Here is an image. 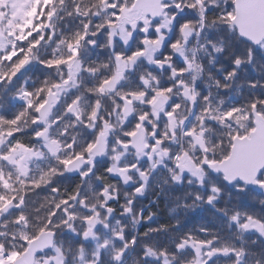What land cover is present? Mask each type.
<instances>
[{"label": "clouds", "instance_id": "clouds-1", "mask_svg": "<svg viewBox=\"0 0 264 264\" xmlns=\"http://www.w3.org/2000/svg\"><path fill=\"white\" fill-rule=\"evenodd\" d=\"M227 4L228 0H156L153 17L159 22L145 21V27L140 29L144 36L138 41L145 47L141 50L137 46L129 55L123 49L128 48L137 26L133 24V29L126 31L123 23L119 25L123 49L117 51V29L109 24L112 13L108 0L57 3L54 35L40 46L51 48L52 55L42 57L36 49L31 60L44 65L50 73L32 84L28 83L31 77H27L20 84L17 94L24 104L15 112L24 113L18 139L40 153L41 159L50 161L38 172L31 170L29 178L39 180L43 176V183L39 189L29 190L24 208L28 223L15 229L17 234L23 231L34 235L51 219L41 242L30 246L39 252L35 264H103L100 249L104 245L89 252L83 242L77 243L73 237L87 241L96 236V224L108 227L115 211L110 206L112 201L119 202L120 215L129 220L116 221L120 227L114 235L122 246H116L114 240L105 241L112 246L114 264H128L126 252L135 258V264H221L222 257L226 258L224 264H264V215L230 206L228 199L221 204L225 189L213 176L230 185L235 184V179L221 175L219 168L210 163L218 158L235 122L231 114L245 111L229 103L231 96L240 94L244 87V82L237 81L238 75L251 67L262 78L251 87L259 85L264 89V43L257 40L243 52L237 51L235 45L243 48V44L228 27ZM173 6L179 11H171ZM209 7L220 11L209 15ZM185 8L193 11L196 18L178 23L177 17ZM61 12L81 17L82 27L71 34H61ZM150 31H155V37L149 36ZM224 32L232 39L221 34ZM57 35L59 39L53 44ZM81 36L84 38L79 39ZM73 42L75 47L70 48ZM92 48L105 55L86 58L84 53L91 56ZM61 57L73 59L70 64L45 63ZM141 60L159 72L143 67ZM56 84L60 87L53 89L55 103L50 101L37 112L36 106L46 98L40 89ZM26 91L33 95L25 97ZM29 99L34 101L32 108L27 106ZM253 104L264 106V99L253 96L247 108ZM133 131L137 135L129 136ZM53 140L59 146L56 152L47 146ZM105 157L108 166L97 171L98 160ZM110 177L118 180L110 181ZM236 187L240 192L247 191ZM144 198L158 208L163 201L173 219L151 223L160 212L149 210L145 215V207H137L138 200ZM250 199L264 213V196ZM206 206L227 217L230 229L235 225L230 238L212 235L205 245L194 232L185 231L177 234L172 243L156 242L161 234L170 236ZM101 209H106L107 215L101 216ZM89 215L91 219H87ZM10 223L15 225L4 220L0 227L7 228ZM199 231L211 234L202 227ZM141 239L144 242L138 244Z\"/></svg>", "mask_w": 264, "mask_h": 264}, {"label": "trees", "instance_id": "trees-1", "mask_svg": "<svg viewBox=\"0 0 264 264\" xmlns=\"http://www.w3.org/2000/svg\"><path fill=\"white\" fill-rule=\"evenodd\" d=\"M135 0H108V3L111 5V7L115 8V11H110L112 13L111 20L109 21V24L112 27L119 28V25L123 23V26H126L129 20H131L130 17L127 16V13L132 7V4ZM69 3H71V0H68ZM179 2V0H177ZM2 2H0V13L2 15V20L0 26H7L9 27L10 22L13 20V17L11 14L7 11V7L5 5H1ZM233 0H228L227 4V9H228V15H227V21H228V27H230L233 31L234 36H238L236 33L235 28L233 27L231 23V19L234 16L233 13ZM110 7V8H111ZM27 9H31L30 6L26 7ZM173 12L179 11L176 8L172 9ZM219 9H215L212 7L208 8V13L209 15H213L217 12H219ZM61 16H64V13H60ZM36 18V14L33 18L31 19H25L24 25H18L16 24L14 27H10L14 31H22L26 27L29 26V22L33 19ZM57 18V17H56ZM55 18V19H56ZM195 13L187 8H185V11L180 13V15L177 17V22H182L185 20H190V19H195ZM82 19L81 17H70V16H64L63 20L59 21L58 27L61 29V34H71L74 31L78 30V27H82L79 25V20ZM141 23L139 24V27H141ZM108 29H105L107 31ZM53 30H49V35L52 34ZM151 34H154L152 32ZM222 35L228 37L229 39H232V37L228 36L227 32L221 33ZM135 36H139L140 38L143 37L141 32L136 33ZM138 37V38H139ZM240 38V37H239ZM47 39V38H46ZM59 39V36H54L53 39V44L55 43L56 40ZM85 39H93L91 36H86ZM241 39V38H240ZM100 40L103 41V35L100 36ZM139 39H136L132 47L123 49V42L120 40L116 39V50L121 51L122 49L126 51L129 55L133 53V51L137 48V46L142 49V44L138 43ZM242 44L243 48L241 45L237 44L235 45L237 48L238 52H243L244 49L247 48L249 44L245 43L242 39ZM38 52L42 55V57H50L52 55V50L48 46H43L38 48ZM97 55L103 56L105 55L104 53H98V50L96 48L91 49V56L89 53L85 52L84 56L86 58H92L96 57ZM256 55L257 57L260 56V50L259 48L256 49ZM67 58V57H65ZM143 67L146 66V61H141L140 62ZM227 63V62H225ZM182 64V63H181ZM152 71L159 72V69L151 68ZM167 72V70H165ZM45 73H50L49 69H46L44 65L35 62V63H30L28 64L17 76L14 80H12L10 83L5 81L3 83H0V114H13L15 113L21 105L24 104V101L19 98L18 93V88L21 83L24 82V80L27 77H31L29 79L28 83L32 84L33 81H36L37 78L41 77ZM258 79H262L256 72H253L251 67H249L248 72L244 73L241 72L240 75L237 77L238 82H244V87L240 89V94H234L231 96V99L229 101L230 104H232L233 107L236 106H241L245 108V111L241 114L240 112H236L231 114L232 115V120L235 121L234 123L231 124V129H229L228 134L225 136L223 144H222V151L220 152L219 156L217 159L214 160H219L223 159L225 156L228 155V150L231 145V138L235 134L239 135H245L248 133L252 128H253V122L250 119H247V115H249V112H251V109L247 108L248 101L251 97L253 96H259L261 99H264V89H262L259 85L256 86V88L251 87V83H255ZM235 91V89H234ZM261 113L264 114V106L257 105L256 106ZM227 118V116L225 117ZM213 160V161H214ZM35 163L31 164V168L33 171L38 172L40 169L47 167L50 164V161L41 159L34 161ZM108 166V160L105 157L102 160L98 161V167L97 171H103L104 168ZM110 181H117L118 178L115 177H110ZM213 179L217 182L220 183L221 187L225 189V197L222 198L221 204L224 203L225 199L229 200L230 206H240L244 209H249V210H254L256 215H264L260 211V206L258 204L252 203L251 202V197H260L264 196V190H254L248 186H245L244 184L241 183H236L234 186H229L224 183V181L220 180L219 176H213ZM71 183V181H68ZM240 186L243 188H246L247 191L240 192L237 190L236 186ZM102 187V185H101ZM203 191H207V189H204ZM227 193H231V197H227ZM28 203L31 204L32 200L28 199ZM163 201L160 202V207L156 204H150L148 198H144L142 200H138L137 202V207H145V215L149 210H154V211H159L160 216L158 219H154L151 223L156 224V223H165L168 222L169 220L173 219V217H169L167 214V210L163 207ZM110 206H113L115 208L114 214H112L111 217H109L108 220V229L104 230L101 228L98 229L96 232L100 238H103L105 233L111 234L109 235L110 240H114L116 242V246H122V242L118 240V238L114 235L116 231H118L120 225L116 223V221L119 219L123 223H128L129 220L127 217H123L120 215L122 212V209L119 207V202L117 201H112L110 202ZM31 211V209H28ZM101 216L107 215L106 209H101ZM13 219V214H9L7 217V220L12 221ZM87 219H91V215L87 217ZM87 219L84 221L83 227H87ZM4 220H0V224H3ZM79 226V223H78ZM21 226L19 225H13L9 224L7 228L0 227V232L6 233L4 236H0V243H4L8 249H15L17 251H20L21 254L24 252L26 247L28 246L26 242L22 239L18 238H13V234L15 233V229L20 228ZM205 228L211 230V234H206L205 232H200V228ZM185 231H192L196 235L200 237V241H203L204 244L206 245L207 241L212 238V235H216L220 238H230L232 236V233L235 231V225L231 226V229L228 226L227 223V217L216 213L215 209L212 208L211 206H206L205 209L203 210H198L197 213L192 214L186 221L183 222L181 228L173 230L171 235H164L161 234L159 237L156 238V242L160 244L164 243H172L176 238L177 234H183ZM69 236H72L71 233H68ZM131 233H129V236ZM73 239L77 242H83L85 246L88 248H93V250L96 249V246L90 242L88 239L87 241H81L80 236H75ZM144 240L141 239L139 243H143ZM199 242V241H198ZM22 245V247H21ZM101 258L103 261V264H114V261L112 259L113 251H112V246L107 247V248H102L101 250ZM125 257L127 258L128 264H135V258L130 255L129 253L124 254ZM226 258L222 257L221 258V264H224Z\"/></svg>", "mask_w": 264, "mask_h": 264}, {"label": "snow or ice", "instance_id": "snow-or-ice-1", "mask_svg": "<svg viewBox=\"0 0 264 264\" xmlns=\"http://www.w3.org/2000/svg\"><path fill=\"white\" fill-rule=\"evenodd\" d=\"M58 2L63 4L64 0H35L32 12L36 14V18L31 20L29 26L22 31H14L7 26L0 27V83L5 81L10 83L31 63L35 50L45 40L49 39L50 29L53 30L51 35H54L53 21L57 16L58 9L56 5ZM77 11H79L78 7ZM109 11H115V8L111 7ZM83 38V36L79 37V39ZM75 43L69 44V47L74 48ZM72 59L73 57H61L45 63H50L51 65L70 64ZM59 87L60 85L56 84L47 90L40 89V93L45 94L46 98L36 106L37 112L44 109L50 101L53 104L55 103V100L52 99L56 95L53 89ZM23 95L31 97L33 93L26 91ZM37 99H39V96H37ZM27 106L32 108L34 101L29 99ZM253 106L255 107L257 104ZM23 115V112L10 115L0 114V220H7L8 215L11 213L13 214L12 222L19 226L28 223L29 218L24 214V208L30 195L29 190L31 188L39 189L43 183V176L39 180H31L29 178L32 170V161L39 159L40 153L18 139L22 135L19 125L22 122ZM189 134H194V132ZM128 135L135 137L136 132H130ZM47 146L51 152H56L59 148L54 140L49 142ZM64 163L70 162L64 161ZM229 177L235 179L233 175H229ZM242 178L245 180L249 179L247 176ZM253 182H256V180L253 179ZM51 216L54 217L55 213H52ZM51 222V219L48 220V226L41 227L34 235L21 231L18 234L14 233L13 238H17L18 235L27 245H37L41 242L42 236L48 232ZM4 235L6 233L0 232V236ZM26 251L28 253L26 256L27 264H35L37 255L35 249L30 247ZM20 256V251L8 249L4 243H0V264H12Z\"/></svg>", "mask_w": 264, "mask_h": 264}, {"label": "water", "instance_id": "water-1", "mask_svg": "<svg viewBox=\"0 0 264 264\" xmlns=\"http://www.w3.org/2000/svg\"><path fill=\"white\" fill-rule=\"evenodd\" d=\"M166 1L171 2V0ZM155 3L156 0H136L134 9L140 8L145 15L153 17ZM235 12L232 23L237 28L238 34L250 43L257 40L261 42L264 39V0H235ZM254 113L256 119L254 130L248 136L235 137L230 156L221 162L212 163V166L219 168L224 176H235V182L239 180L255 189H260L264 183L253 182V179L256 180L264 170V118L256 112V109ZM244 176L249 179H243ZM29 248L30 246L27 247ZM26 250L14 264H27ZM36 254L38 255L39 252L37 251Z\"/></svg>", "mask_w": 264, "mask_h": 264}, {"label": "rangeland", "instance_id": "rangeland-1", "mask_svg": "<svg viewBox=\"0 0 264 264\" xmlns=\"http://www.w3.org/2000/svg\"><path fill=\"white\" fill-rule=\"evenodd\" d=\"M0 2H2L1 5H5L7 7V11L13 17V20L9 24V28L14 27L16 24L23 26L25 19L28 20L35 16V13L32 12V7L35 6V0H0ZM27 6H30L31 9L26 10ZM127 16L132 19L133 14L129 11L127 13ZM1 20H2V15L0 13V22ZM131 22L132 20L128 21L126 26H123L126 31H129V26L131 25ZM119 32H120V28L117 29V36H116L117 39H120ZM37 160H41V158L34 159L32 161V164L35 163L34 161H37ZM101 227L104 230L108 229V227H105L104 224L98 223L94 226V232L96 233L98 229ZM109 235L111 234L105 233L104 237L100 238V236L96 233V236L94 238H90L89 240L91 243H93L96 246V248H98L100 245H104L103 248H107L110 246L105 244V241L110 240ZM92 251H94L93 248H90L89 252H92Z\"/></svg>", "mask_w": 264, "mask_h": 264}]
</instances>
